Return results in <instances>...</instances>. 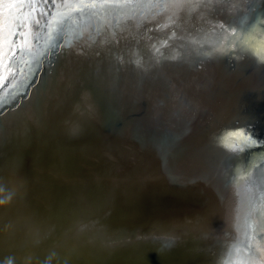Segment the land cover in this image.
Listing matches in <instances>:
<instances>
[{"label": "water", "instance_id": "1", "mask_svg": "<svg viewBox=\"0 0 264 264\" xmlns=\"http://www.w3.org/2000/svg\"><path fill=\"white\" fill-rule=\"evenodd\" d=\"M0 264H264V0H9Z\"/></svg>", "mask_w": 264, "mask_h": 264}, {"label": "bare ground", "instance_id": "2", "mask_svg": "<svg viewBox=\"0 0 264 264\" xmlns=\"http://www.w3.org/2000/svg\"><path fill=\"white\" fill-rule=\"evenodd\" d=\"M9 0H0V23L2 21V11H4L5 7H7V3Z\"/></svg>", "mask_w": 264, "mask_h": 264}]
</instances>
